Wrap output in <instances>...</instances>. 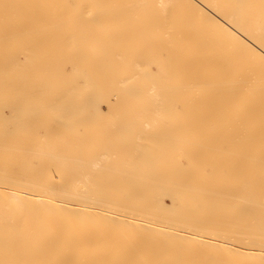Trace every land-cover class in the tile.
I'll return each mask as SVG.
<instances>
[{
	"label": "bare ground",
	"instance_id": "bare-ground-1",
	"mask_svg": "<svg viewBox=\"0 0 264 264\" xmlns=\"http://www.w3.org/2000/svg\"><path fill=\"white\" fill-rule=\"evenodd\" d=\"M0 264H264V0H0Z\"/></svg>",
	"mask_w": 264,
	"mask_h": 264
}]
</instances>
